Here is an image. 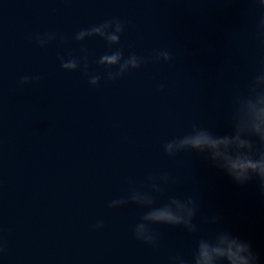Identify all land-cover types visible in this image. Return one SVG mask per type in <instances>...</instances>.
Wrapping results in <instances>:
<instances>
[{
	"label": "water",
	"instance_id": "1",
	"mask_svg": "<svg viewBox=\"0 0 264 264\" xmlns=\"http://www.w3.org/2000/svg\"><path fill=\"white\" fill-rule=\"evenodd\" d=\"M261 15L255 0H0V264H169L220 228L250 241L264 264L258 185H236L195 153L162 148L193 123L230 131L234 94L264 68ZM113 17L125 23V56L167 49L173 59L107 80L96 63L105 41L74 36ZM44 33L58 38L40 47L34 37ZM81 48L88 72L101 75L97 86L60 66L58 57H81ZM22 76L39 79L21 85ZM163 172L177 183L158 203L198 196L199 231L153 225V248L133 235L144 209L108 204ZM212 215L219 225L202 223Z\"/></svg>",
	"mask_w": 264,
	"mask_h": 264
},
{
	"label": "clouds",
	"instance_id": "2",
	"mask_svg": "<svg viewBox=\"0 0 264 264\" xmlns=\"http://www.w3.org/2000/svg\"><path fill=\"white\" fill-rule=\"evenodd\" d=\"M255 3L264 9V0H255ZM124 31L125 23L120 18L113 17L81 29L74 36L76 42L91 37H99L105 41L108 51L96 63L104 69L107 80L121 79L149 62L168 63L173 59L172 53L167 49L156 51L148 57L135 53L125 56L124 49L118 47ZM256 31L264 41V15L259 17ZM57 38L55 33H44L36 34L34 40L40 47H44ZM59 39L63 41L62 36ZM80 51L84 53L81 57L71 56L67 60L63 56L58 57L60 66L69 72L82 69L89 77V84L97 86L101 75L88 72L87 49L81 48ZM38 79L39 77L22 76L19 83L25 85ZM227 119L230 128L227 133L217 134L207 127L193 123L186 134L164 142L163 151L170 157L184 152L195 153L213 168L226 174L236 185L245 186L255 182L264 195V68L253 75L244 90L234 94ZM174 183H177L176 179L167 172L151 173L127 197L111 201L108 207L116 208L132 203L144 209L134 225L133 235L136 240L153 248L158 246L160 240V234L153 229V225L181 227L187 233L195 234L199 227L194 221L201 207L198 196L169 195L165 202L158 203V197L165 194V187ZM221 219L219 215L201 218L202 223L212 225H219ZM95 227L102 228L103 222H97ZM5 250L4 242L0 239V254ZM169 264H259V257L250 241L242 240L230 230L220 228L209 236L199 237L190 257L172 255L169 257Z\"/></svg>",
	"mask_w": 264,
	"mask_h": 264
}]
</instances>
